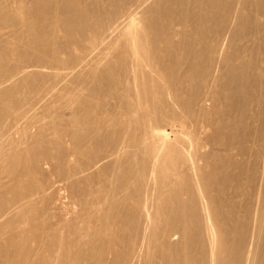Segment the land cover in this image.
I'll list each match as a JSON object with an SVG mask.
<instances>
[{
  "label": "bare ground",
  "instance_id": "1",
  "mask_svg": "<svg viewBox=\"0 0 264 264\" xmlns=\"http://www.w3.org/2000/svg\"><path fill=\"white\" fill-rule=\"evenodd\" d=\"M264 0H0V264H264Z\"/></svg>",
  "mask_w": 264,
  "mask_h": 264
},
{
  "label": "rangeland",
  "instance_id": "2",
  "mask_svg": "<svg viewBox=\"0 0 264 264\" xmlns=\"http://www.w3.org/2000/svg\"><path fill=\"white\" fill-rule=\"evenodd\" d=\"M258 15H260V14H258ZM259 18H261L262 19V21L264 22V16L263 15H260V17Z\"/></svg>",
  "mask_w": 264,
  "mask_h": 264
}]
</instances>
